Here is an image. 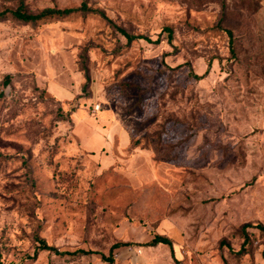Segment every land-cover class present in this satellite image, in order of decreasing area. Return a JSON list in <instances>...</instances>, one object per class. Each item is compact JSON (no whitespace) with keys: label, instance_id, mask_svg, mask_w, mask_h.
<instances>
[{"label":"rangeland","instance_id":"obj_1","mask_svg":"<svg viewBox=\"0 0 264 264\" xmlns=\"http://www.w3.org/2000/svg\"><path fill=\"white\" fill-rule=\"evenodd\" d=\"M22 1L149 39L0 20V264H264V0Z\"/></svg>","mask_w":264,"mask_h":264},{"label":"trees","instance_id":"obj_2","mask_svg":"<svg viewBox=\"0 0 264 264\" xmlns=\"http://www.w3.org/2000/svg\"><path fill=\"white\" fill-rule=\"evenodd\" d=\"M94 13L99 15L100 17H102L109 25L113 26L114 28H116L120 34L125 37L127 43L131 42L134 39H139V38H145L143 35L141 34H135V33H131L126 31L124 28L116 25L113 20L107 16V14L105 13V11L103 9L97 8V7H92L87 5L86 2H82L80 5L77 6H72V7H65V8H57V7H44L42 9H40L39 11H30L27 6L25 5V3H23L22 0H18V4L16 6V8H14L13 10H8V9H0V20L1 19H5L7 18L9 15H11L12 17H14L15 19L24 22V23H36L38 20L46 18V17H63V16H67L70 15L72 13ZM228 35L230 36V31H227ZM145 39H149V38H145ZM229 41L231 42V36L229 38ZM84 67V65H83ZM85 69V68H84ZM86 72V69H85ZM7 78H9V75H6V81L8 80ZM245 227V226H244ZM257 227L264 233V226L257 224ZM243 234V241L241 244V248L238 251H243L244 249H246L247 247V242L249 241V237L247 235V233L245 232V230L242 232ZM36 241L38 242V246L35 249V253L37 252V250H49V251H53L54 253L57 254H68V255H74V254H86V253H92L93 250L88 249V250H84V249H75L73 251H69V250H58L57 247L53 246V245H49L47 244V242L36 235ZM158 243H164L167 244L170 248H171V240L168 236L164 235V234H159L156 233L153 238L151 240H149L147 242L148 245H156ZM117 245V244H115Z\"/></svg>","mask_w":264,"mask_h":264},{"label":"built area","instance_id":"obj_3","mask_svg":"<svg viewBox=\"0 0 264 264\" xmlns=\"http://www.w3.org/2000/svg\"><path fill=\"white\" fill-rule=\"evenodd\" d=\"M100 109L99 103H94L91 107L92 112H97Z\"/></svg>","mask_w":264,"mask_h":264}]
</instances>
